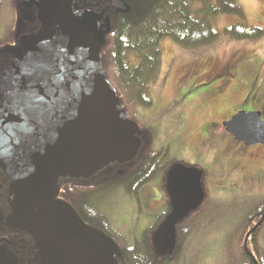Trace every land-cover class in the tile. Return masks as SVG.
I'll list each match as a JSON object with an SVG mask.
<instances>
[{
	"label": "rangeland",
	"instance_id": "rangeland-1",
	"mask_svg": "<svg viewBox=\"0 0 264 264\" xmlns=\"http://www.w3.org/2000/svg\"><path fill=\"white\" fill-rule=\"evenodd\" d=\"M147 1L127 0V5ZM1 3L0 41L9 36L11 6L16 1ZM239 4L244 24L261 30V37L229 38L224 28L242 21L220 15L212 21L218 36L207 45L186 50L164 39L161 66L149 88L151 104L125 110L128 120L139 129L142 151H165L166 160H172L164 174L140 188L144 205L135 201V194L122 191L115 195L94 192L92 196V213L106 212L115 234L131 240L163 216L168 206H176L172 182L177 173L196 172L202 195L185 223L190 233L184 252L178 260L164 264H240L241 234L248 228L249 217L264 206V184L260 186L264 183V144H238L221 125L240 108L249 86L251 91L264 93V0H239ZM244 108L257 109L264 121V105L249 103ZM258 179L260 184L255 183ZM152 191L157 205L149 210L145 199ZM157 241V256H172L171 246ZM256 242L264 251V228ZM252 244L248 233L244 245L248 255L257 260Z\"/></svg>",
	"mask_w": 264,
	"mask_h": 264
},
{
	"label": "water",
	"instance_id": "water-1",
	"mask_svg": "<svg viewBox=\"0 0 264 264\" xmlns=\"http://www.w3.org/2000/svg\"><path fill=\"white\" fill-rule=\"evenodd\" d=\"M113 5L128 10L122 0ZM94 18L89 12L81 15L75 35L54 43L24 37L23 66L0 79V154L14 192L17 211L12 220L32 235L42 264H122L114 259L119 251L109 237L86 226L69 204L54 199L61 177L87 179L116 162L130 161L139 147L137 126L126 118L103 75L100 46L93 52ZM105 26L98 36L100 45L109 32ZM10 48L1 51L15 53ZM223 126L246 146L264 144L260 112L239 111ZM181 183L191 203L182 208L176 202L174 215L164 225L168 235L201 197L194 171L176 175L175 196Z\"/></svg>",
	"mask_w": 264,
	"mask_h": 264
},
{
	"label": "flooded vegetation",
	"instance_id": "flooded-vegetation-1",
	"mask_svg": "<svg viewBox=\"0 0 264 264\" xmlns=\"http://www.w3.org/2000/svg\"><path fill=\"white\" fill-rule=\"evenodd\" d=\"M16 4L12 3L11 6V16L12 25L7 29L9 36L0 41V79L1 76L7 72H13L19 70L25 62V47L23 43L24 37H38L40 40L46 43H54L59 39H63L67 36L75 35L74 26L76 25V19L81 15L84 16L86 13H92L95 15L93 19L95 27L94 32V44L93 52L100 46V40L98 39L99 34L106 30L105 25H109V32L103 35L105 45L101 47V56L103 48H105L108 38L112 33V25L114 23V18H121V14H125L124 11L114 9V0H15ZM125 5H127V0H122ZM83 37V35L78 36V38ZM11 47L10 49L15 50V53H6L1 50ZM252 88H248V92L243 96L239 106L240 110L231 113L225 118V121L229 120L230 117L239 111L250 112L258 111L256 110H246V105L250 103L251 106L264 105V93H259L251 91ZM4 102L3 94L0 90V104ZM260 112V111H258ZM261 113V112H260ZM224 121V122H225ZM223 122H221L222 125ZM226 132V131H225ZM229 139L238 144L244 145L242 142L235 140L229 133H227ZM139 136V134H138ZM139 138V137H138ZM245 146V145H244ZM142 158V156L140 157ZM4 156L0 154V264H42L40 250L29 231L15 225L13 223L12 217L17 211L13 207L14 192L11 186V180L6 175L3 170ZM143 161H141L142 163ZM132 162L125 163H114L106 167L103 171L98 174L103 176V182L106 183V190H112L107 192L108 195L117 194L120 191L127 192L130 195L137 196L135 200L137 203L141 202L143 205L142 198L140 199L139 190L144 186L143 177L139 178L133 185L130 181L131 177L125 178V175L131 174L132 172ZM138 172L142 176L141 166ZM97 175L79 180L75 178H65L61 177L58 179L55 185L58 188V192L54 199L62 200L68 203L81 221L88 227L94 228L104 235L109 237L117 246L119 251V256H114V259L118 262L121 261L122 264H137L139 261V254L151 255L150 258H144L147 263L158 264L160 259L156 254V246L158 245V239L163 242H167L169 245L175 244V229L179 222H184L190 214L196 211L197 207L193 210H189L188 213L183 214L182 217L178 218L174 222V229L170 234L164 233L165 223L174 215L176 211V206H168L166 213L161 216L156 222H153L151 226H148L139 238H134L131 240H126L121 235L115 234V231L110 227L109 218L103 210H99V213L93 214V193L95 191V181L97 180ZM99 178V177H98ZM121 184H118L119 181ZM79 181H87L82 185L85 186L87 193L84 199H80L78 195V187L80 185ZM118 182V183H117ZM70 183L72 189L71 199L72 203L67 202L61 196V186ZM148 183V182H147ZM260 184L261 180L255 182ZM264 183L260 184L262 186ZM130 185V186H129ZM128 186V190H127ZM181 192L174 196L176 202L180 207H188L191 203L190 195L187 191V186L185 183L179 185ZM105 193V194H107ZM153 194V195H152ZM151 197L145 199L149 210L156 208V198L152 191ZM106 197V196H105ZM49 199L48 201H50ZM38 206L37 208H39ZM173 207V208H171ZM107 208V203L105 204ZM170 209V210H169ZM156 214V213H155ZM152 214V215H155ZM248 228H244L243 232L246 235L249 233L251 236V241L254 238V232L257 231V235L261 229L264 228V206L256 211L248 219ZM246 226V227H247ZM159 228L161 230H159ZM246 229V230H245ZM245 235V236H246ZM116 236V237H115ZM245 238V237H244ZM156 253V254H155ZM133 262V263H132Z\"/></svg>",
	"mask_w": 264,
	"mask_h": 264
},
{
	"label": "trees",
	"instance_id": "trees-1",
	"mask_svg": "<svg viewBox=\"0 0 264 264\" xmlns=\"http://www.w3.org/2000/svg\"><path fill=\"white\" fill-rule=\"evenodd\" d=\"M144 2V1H143ZM128 2V11L121 14V18H114L112 33L101 53L102 69L107 82L115 91V95L123 110L133 106H148L151 104L149 88L154 82L161 66V42L170 39L182 49H196L212 42L218 36L213 29L212 21L220 15L236 16L242 22L224 28V34L234 40H254L262 36L258 28L244 24V13L239 0H148L147 2ZM0 0V13H1ZM126 112V111H125ZM139 149L132 161L131 185L143 177V184L150 182L160 174H164L172 163L166 160V152H153ZM142 156V158H140ZM141 161H143L141 163ZM142 168V176L138 172ZM95 181L96 193L111 192L106 190V183L101 174H97ZM78 195L80 199L86 196L87 181H79ZM118 183V182H117ZM120 180L118 184H121ZM130 186V185H129ZM127 186V190H128ZM72 189L70 183L61 186V196L72 203ZM108 194V193H107ZM112 194V193H110ZM184 222H179L176 228V249H172V256L164 257L158 264L169 260H178L184 252V242L190 230ZM160 230V228H159ZM246 233L240 237L238 259L240 264H264V251L257 246V231L254 232L252 246L256 250V258L245 251L243 241ZM156 254V253H155ZM153 253L139 254L137 264L147 263ZM157 255V254H156ZM145 258V259H144ZM177 262V261H176Z\"/></svg>",
	"mask_w": 264,
	"mask_h": 264
},
{
	"label": "bare ground",
	"instance_id": "bare-ground-1",
	"mask_svg": "<svg viewBox=\"0 0 264 264\" xmlns=\"http://www.w3.org/2000/svg\"><path fill=\"white\" fill-rule=\"evenodd\" d=\"M175 233V237H176V242H177V231H176V229H175V231H174ZM187 239H188V237L186 238V240L185 241H183V242H186L187 241ZM176 242H175V244H170V246H171V249H176ZM168 244V243H167ZM169 245V244H168ZM133 263V262H132Z\"/></svg>",
	"mask_w": 264,
	"mask_h": 264
}]
</instances>
